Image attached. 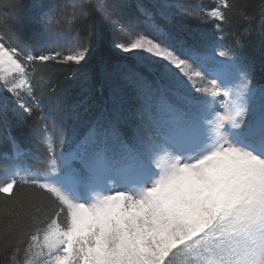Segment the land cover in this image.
<instances>
[{
    "label": "snow or ice",
    "instance_id": "6c2138e0",
    "mask_svg": "<svg viewBox=\"0 0 264 264\" xmlns=\"http://www.w3.org/2000/svg\"><path fill=\"white\" fill-rule=\"evenodd\" d=\"M213 5L201 13L169 0H33L27 19L42 29L32 34L39 54L0 34V92L15 98L0 97V121L34 110L46 121L35 133L45 168L15 163L0 176L9 264H264V86L234 49L217 47L223 36L198 45L175 23L188 17L223 32L247 7ZM93 13L100 41L122 54L111 69L114 96L133 103L69 136L55 89L36 95L35 66H81L91 48L76 26ZM8 20L0 12V26ZM8 142L12 158L26 155L16 137Z\"/></svg>",
    "mask_w": 264,
    "mask_h": 264
},
{
    "label": "trees",
    "instance_id": "16d2710c",
    "mask_svg": "<svg viewBox=\"0 0 264 264\" xmlns=\"http://www.w3.org/2000/svg\"><path fill=\"white\" fill-rule=\"evenodd\" d=\"M33 0H0V12L9 13L8 26H0V34L19 37L22 41H28L31 45L33 54H39L38 48L41 37H33V32L40 33L42 29L28 22L29 6ZM49 5L55 4L63 6L70 4V0H46ZM130 3H137L138 0H129ZM145 4H152L148 0H141ZM237 4L247 7H241L234 11L231 25H222L223 32H216L212 23H202L198 19L182 18L178 21L183 25L182 34L194 40L198 45L208 42H216L217 38L223 36L217 44L224 47L225 50L234 49L247 64L250 69L254 84L257 87L264 86V25L260 23L259 5L264 0H235ZM11 5V7H4ZM213 0H188L183 6L186 11L205 12L213 7ZM74 10L70 6L67 11ZM9 11V12H8ZM243 13L241 15L240 13ZM245 16H252L254 19L246 20ZM96 15L93 13L89 19L76 27L79 29L82 38L86 39L90 45V53L81 66L59 64L51 62L46 66H35L33 84L36 95L41 91L50 92L55 89L65 105V111L59 117L65 124V132L69 136L83 133L89 120L100 113L111 112L112 110L124 106L125 108L133 102L127 96H114L113 89L117 81L111 74L113 65L122 59V54L112 47L111 39L106 38L103 42L99 39L97 32ZM60 29L52 28L55 33ZM6 35V39H7ZM120 42V41H117ZM32 71V68H29ZM42 105L43 113L47 114L49 106L46 98ZM31 106V100L26 101ZM78 106V107H74ZM31 130L34 133L41 132L43 124L46 121L40 119L41 112L34 110L32 115H23ZM21 120L9 114L7 123L0 121V176L3 175V169L15 163H22L29 166L33 171L43 170L45 168V147L41 146L37 137L20 136L15 129V122ZM50 124V121H47ZM36 125V127H35ZM35 127V128H34ZM75 127L78 129L75 130ZM30 128L25 132H31ZM34 128V129H33ZM24 133V134H25ZM14 136L20 142L21 148L25 149L26 155L22 159L12 158V147L8 142V136ZM55 147L59 149V140L53 134ZM8 154V158L5 157ZM54 215V210L52 211ZM11 247L8 253H5L0 246V264H9L6 256L10 255Z\"/></svg>",
    "mask_w": 264,
    "mask_h": 264
},
{
    "label": "rangeland",
    "instance_id": "374dc122",
    "mask_svg": "<svg viewBox=\"0 0 264 264\" xmlns=\"http://www.w3.org/2000/svg\"><path fill=\"white\" fill-rule=\"evenodd\" d=\"M149 2H151V3H156V2H159V0H148ZM190 1V0H189ZM200 1H202V0H200ZM188 2V0H169V3H172V4H181V5H186V3ZM183 10H184V8H183ZM186 11V10H185ZM9 12V11H8ZM7 15H10V12L9 13H6ZM182 18H186V17H177L176 18V21H175V23H178V21L179 20H181ZM3 96H8L9 97V99H15L14 97H11V95L10 94H8V93H6V92H0V97H3ZM22 99H24L25 100V102L26 101H29V98H27V97H24L23 96V94H22V97H21ZM219 110V109H218ZM15 118H17V117H15ZM20 119L21 120H18V121H16L15 122V129L17 130V132H18V135H20V136H30V137H33L34 136V132L31 130V128H30V126L31 125H29L28 123H27V121H26V119L24 118V116H22V117H20ZM136 123H140V120H139V118H137L136 119V121H135ZM35 127H36V125H35ZM34 127V128H35ZM30 128V130H31V132H27V133H25L28 129ZM33 128V129H34ZM76 129H78L77 127H75V130ZM25 133V134H24ZM44 156H46V155H44ZM5 169V168H4ZM4 169H3V172H4Z\"/></svg>",
    "mask_w": 264,
    "mask_h": 264
}]
</instances>
